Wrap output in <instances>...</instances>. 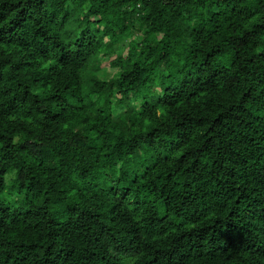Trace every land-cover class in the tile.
<instances>
[{"label": "trees", "instance_id": "16d2710c", "mask_svg": "<svg viewBox=\"0 0 264 264\" xmlns=\"http://www.w3.org/2000/svg\"><path fill=\"white\" fill-rule=\"evenodd\" d=\"M0 264H264V0H0Z\"/></svg>", "mask_w": 264, "mask_h": 264}, {"label": "rangeland", "instance_id": "374dc122", "mask_svg": "<svg viewBox=\"0 0 264 264\" xmlns=\"http://www.w3.org/2000/svg\"><path fill=\"white\" fill-rule=\"evenodd\" d=\"M108 71H109L110 74H112V73H114V72L116 71V69H113V68H110V67H109V68H108Z\"/></svg>", "mask_w": 264, "mask_h": 264}]
</instances>
